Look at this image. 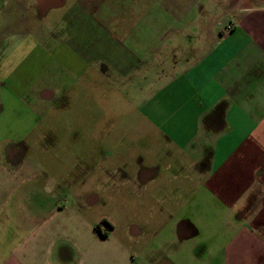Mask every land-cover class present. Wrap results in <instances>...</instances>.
Wrapping results in <instances>:
<instances>
[{"label":"crops","instance_id":"obj_1","mask_svg":"<svg viewBox=\"0 0 264 264\" xmlns=\"http://www.w3.org/2000/svg\"><path fill=\"white\" fill-rule=\"evenodd\" d=\"M72 74L146 131L75 165L0 131V264H264V0H0V114Z\"/></svg>","mask_w":264,"mask_h":264},{"label":"rangeland","instance_id":"obj_2","mask_svg":"<svg viewBox=\"0 0 264 264\" xmlns=\"http://www.w3.org/2000/svg\"><path fill=\"white\" fill-rule=\"evenodd\" d=\"M248 1L258 3V0ZM70 78L72 85L70 96L68 99L62 97L56 100L54 107H51L49 111H47V103L34 105L31 102L27 104L23 102L22 105L4 103V111L0 114V131H6V136H9L5 138L7 141L13 137L11 134L13 131H35L39 135L43 131L44 134L49 131L48 136H39L38 139L30 137L29 141H24L28 143V146L35 147L37 144L41 149L39 152L18 156L32 157L33 155V161L40 164L49 161L57 165H75L94 157L93 143H91L94 139L90 137L91 134L85 137L84 133L89 131L94 133L95 124L99 126L100 131L101 129L104 131H146L143 127L133 126L135 119L125 118L131 112L132 106L119 96L118 91L104 87L102 91L104 96L96 98L99 90L80 88V81L84 80L83 77L72 74ZM65 79H68L66 75L60 78L61 81ZM133 100L132 97L131 101ZM125 111L128 112L125 113ZM104 117L111 118L107 121L108 129L103 120ZM28 152H32L31 149ZM78 169V166L72 169L69 178L74 179L79 173Z\"/></svg>","mask_w":264,"mask_h":264},{"label":"built area","instance_id":"obj_3","mask_svg":"<svg viewBox=\"0 0 264 264\" xmlns=\"http://www.w3.org/2000/svg\"><path fill=\"white\" fill-rule=\"evenodd\" d=\"M226 28H227V29L230 28V24L226 25Z\"/></svg>","mask_w":264,"mask_h":264},{"label":"trees","instance_id":"obj_4","mask_svg":"<svg viewBox=\"0 0 264 264\" xmlns=\"http://www.w3.org/2000/svg\"><path fill=\"white\" fill-rule=\"evenodd\" d=\"M96 227V226H95Z\"/></svg>","mask_w":264,"mask_h":264}]
</instances>
